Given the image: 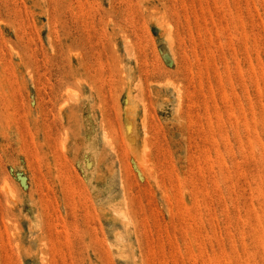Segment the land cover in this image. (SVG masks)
<instances>
[{
  "label": "rangeland",
  "instance_id": "1",
  "mask_svg": "<svg viewBox=\"0 0 264 264\" xmlns=\"http://www.w3.org/2000/svg\"><path fill=\"white\" fill-rule=\"evenodd\" d=\"M0 264H264V0H0Z\"/></svg>",
  "mask_w": 264,
  "mask_h": 264
}]
</instances>
